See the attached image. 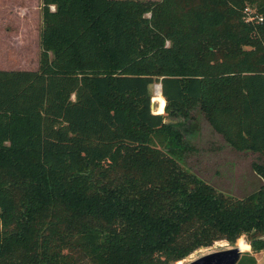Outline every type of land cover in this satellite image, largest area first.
Instances as JSON below:
<instances>
[{
    "label": "trees",
    "instance_id": "trees-1",
    "mask_svg": "<svg viewBox=\"0 0 264 264\" xmlns=\"http://www.w3.org/2000/svg\"><path fill=\"white\" fill-rule=\"evenodd\" d=\"M42 1L37 70H0V264L263 251L264 0ZM226 146L260 157L245 196L205 175Z\"/></svg>",
    "mask_w": 264,
    "mask_h": 264
},
{
    "label": "rangeland",
    "instance_id": "rangeland-1",
    "mask_svg": "<svg viewBox=\"0 0 264 264\" xmlns=\"http://www.w3.org/2000/svg\"><path fill=\"white\" fill-rule=\"evenodd\" d=\"M139 1L157 2L159 0ZM42 8V0H0V70H37L41 52L40 32L42 28ZM49 9H53L52 5ZM159 85L154 84L150 87L151 102L153 101L151 111L154 114L159 113L160 107L158 104L163 101L161 94L157 90ZM170 124L174 125V123ZM213 144L215 145L217 143L214 142ZM213 144L210 146H213ZM250 156L244 155L240 158L234 157L231 159L224 154V151L211 155L205 161V175L214 173V168L218 169L219 165L222 166V174L218 170V179H220L218 187L236 197L245 196L249 189H255L256 182L259 181V179L256 181L257 177L254 175V170L251 169L250 160L254 159V161H258L260 157L251 158ZM252 181L255 182L254 186H252ZM241 187H245V190ZM240 243L247 246L241 248L242 254L250 250L244 238L238 239L234 244L219 241L215 242L211 247L195 251L180 261V263L187 264L209 253L235 247L238 248ZM257 260L258 264H264V250L257 254Z\"/></svg>",
    "mask_w": 264,
    "mask_h": 264
},
{
    "label": "water",
    "instance_id": "water-1",
    "mask_svg": "<svg viewBox=\"0 0 264 264\" xmlns=\"http://www.w3.org/2000/svg\"><path fill=\"white\" fill-rule=\"evenodd\" d=\"M159 88L161 89L160 85ZM166 123L172 122L171 120H166ZM241 255L242 252L240 248L235 247L203 255L187 264H237Z\"/></svg>",
    "mask_w": 264,
    "mask_h": 264
},
{
    "label": "crops",
    "instance_id": "crops-1",
    "mask_svg": "<svg viewBox=\"0 0 264 264\" xmlns=\"http://www.w3.org/2000/svg\"><path fill=\"white\" fill-rule=\"evenodd\" d=\"M163 102V101H162ZM151 103H152V105H153V101L151 102L150 101V108L152 109V107H151ZM161 105H162V103H160V104H158V106L161 108ZM153 113V112H152ZM157 114V113H156ZM166 122V121H165ZM172 123H174V124H176L177 123V121H171ZM224 154L228 157V158H234V157H236V158H240V157H242V155H240L238 152H236V151H234L232 148H229V147H227L226 146V151H224ZM254 175L257 177L256 178V181H258L257 179H259L258 178V176L254 173ZM260 182V179H259V181L258 182H256L257 184ZM256 184V185H257ZM245 247H247V246H245ZM249 253H252L250 250L248 251ZM260 252H262V251H260ZM259 253V252H258ZM258 253H255V254H253L252 253V255L255 257V259H256V262H257V264H258V260H257V254Z\"/></svg>",
    "mask_w": 264,
    "mask_h": 264
},
{
    "label": "bare ground",
    "instance_id": "bare-ground-1",
    "mask_svg": "<svg viewBox=\"0 0 264 264\" xmlns=\"http://www.w3.org/2000/svg\"><path fill=\"white\" fill-rule=\"evenodd\" d=\"M158 93L161 94V90L159 88V86L157 87ZM162 106V105H161ZM245 245H242V247H244ZM241 250V249H240Z\"/></svg>",
    "mask_w": 264,
    "mask_h": 264
},
{
    "label": "flooded vegetation",
    "instance_id": "flooded-vegetation-1",
    "mask_svg": "<svg viewBox=\"0 0 264 264\" xmlns=\"http://www.w3.org/2000/svg\"><path fill=\"white\" fill-rule=\"evenodd\" d=\"M252 183V186H254V184H255V182L254 181H252L251 182ZM256 187V186H255ZM243 190H245V187H241Z\"/></svg>",
    "mask_w": 264,
    "mask_h": 264
},
{
    "label": "built area",
    "instance_id": "built-area-1",
    "mask_svg": "<svg viewBox=\"0 0 264 264\" xmlns=\"http://www.w3.org/2000/svg\"><path fill=\"white\" fill-rule=\"evenodd\" d=\"M52 10H53V9H52ZM257 19H258V21H259V22H261V21H262V19H261V18H257Z\"/></svg>",
    "mask_w": 264,
    "mask_h": 264
}]
</instances>
